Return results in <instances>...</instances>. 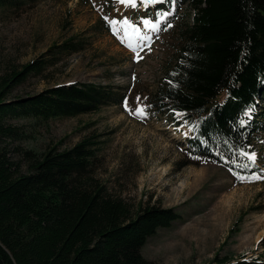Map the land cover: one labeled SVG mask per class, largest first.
Segmentation results:
<instances>
[{"label":"trees","instance_id":"trees-1","mask_svg":"<svg viewBox=\"0 0 264 264\" xmlns=\"http://www.w3.org/2000/svg\"><path fill=\"white\" fill-rule=\"evenodd\" d=\"M42 0H0V10L21 12ZM172 17L186 7L190 21L176 31L171 67L150 101L155 114H176L192 136L196 159L220 163L236 174L260 171L242 152L264 127V0H165ZM89 38L52 46L5 80L0 91V139L25 140L8 119L47 122L121 106L118 86L75 82L5 102L10 89L43 77L65 58L83 52ZM261 110V108H260ZM87 137L69 150L25 153L30 172L0 151V264H153L142 249L160 229L182 220L175 208L131 206L109 194L94 176L99 142ZM188 165V164H187ZM264 242V240H263ZM264 245V244H263ZM212 264H264V256H215Z\"/></svg>","mask_w":264,"mask_h":264},{"label":"rangeland","instance_id":"rangeland-1","mask_svg":"<svg viewBox=\"0 0 264 264\" xmlns=\"http://www.w3.org/2000/svg\"><path fill=\"white\" fill-rule=\"evenodd\" d=\"M136 5L119 0H42L21 12L0 10V91L5 80L52 46L77 35L90 43L43 77L10 89L6 103L75 82L118 86L127 94L121 106L74 118L8 119L5 127H16L27 137H1L0 151L15 163L19 175H27L31 163L26 152L44 155L54 147L65 151L96 137L94 176L110 195L126 201L133 216L140 206L154 205L175 208L182 216L149 239L142 249L146 260L212 264L216 255L234 260L264 256V178L251 179L264 177V127L249 149L260 171L236 174L220 163L193 157L186 145L191 126L180 124L176 114L158 115L150 108L174 60L176 31L190 21L189 12L183 7L173 18L174 4L136 0ZM125 18L152 40L136 49L122 43L112 22L122 24ZM145 20L158 24L159 30L145 27ZM138 108L146 114L136 115ZM256 109L264 110V97Z\"/></svg>","mask_w":264,"mask_h":264},{"label":"snow or ice","instance_id":"snow-or-ice-1","mask_svg":"<svg viewBox=\"0 0 264 264\" xmlns=\"http://www.w3.org/2000/svg\"><path fill=\"white\" fill-rule=\"evenodd\" d=\"M119 2L121 4L130 5L133 8H135L137 6L136 0H119ZM146 2L147 3H155V2H157V0H146ZM161 19H163V17H161ZM118 24H120L119 28L117 27ZM144 26L151 29V30H154V31L159 30V27H160L158 24L152 23L149 20L144 21ZM112 30H113L114 34L119 36L122 43L127 42V46L130 48H134V49L141 47V44L139 42L150 39V37H148L147 35L142 34L141 29L137 25H135L131 20H129L127 18H125L122 21V24L119 21H113L112 22ZM121 30H123L122 36L120 35ZM136 55H137V59L141 58L139 56V51H137ZM125 106L127 107V104H125ZM135 114L140 115V116H144L146 113L144 111V108H138L135 110ZM241 155L246 156L248 158V160L251 161L253 164H255V162L257 160V157L254 153L249 155L246 152H242ZM262 178H264V177L257 175V176H253L251 179H262ZM240 179L244 180L245 178L240 177Z\"/></svg>","mask_w":264,"mask_h":264},{"label":"bare ground","instance_id":"bare-ground-1","mask_svg":"<svg viewBox=\"0 0 264 264\" xmlns=\"http://www.w3.org/2000/svg\"><path fill=\"white\" fill-rule=\"evenodd\" d=\"M145 4L151 5V4H149V3H146V2H145ZM148 37H150V39H148V40H145V41H143L142 43L140 42V43H141V46H143V45L145 46V45H146V43H148V41L152 40V39H151V38H152V36H148Z\"/></svg>","mask_w":264,"mask_h":264},{"label":"water","instance_id":"water-1","mask_svg":"<svg viewBox=\"0 0 264 264\" xmlns=\"http://www.w3.org/2000/svg\"><path fill=\"white\" fill-rule=\"evenodd\" d=\"M143 1H145L146 2V0H143ZM147 3V2H146ZM149 4H151V3H149Z\"/></svg>","mask_w":264,"mask_h":264}]
</instances>
